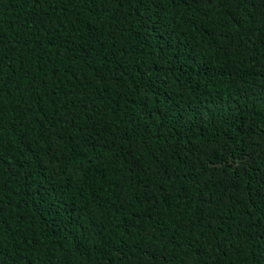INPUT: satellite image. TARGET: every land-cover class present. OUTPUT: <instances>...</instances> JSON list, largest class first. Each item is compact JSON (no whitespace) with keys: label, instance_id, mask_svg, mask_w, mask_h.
I'll return each mask as SVG.
<instances>
[{"label":"trees","instance_id":"1","mask_svg":"<svg viewBox=\"0 0 264 264\" xmlns=\"http://www.w3.org/2000/svg\"><path fill=\"white\" fill-rule=\"evenodd\" d=\"M0 264H264V0H0Z\"/></svg>","mask_w":264,"mask_h":264}]
</instances>
